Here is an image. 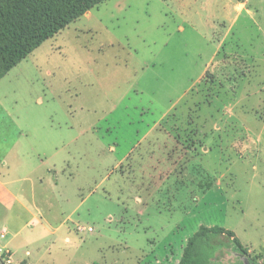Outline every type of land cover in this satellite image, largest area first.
Segmentation results:
<instances>
[{
    "label": "rangeland",
    "instance_id": "374dc122",
    "mask_svg": "<svg viewBox=\"0 0 264 264\" xmlns=\"http://www.w3.org/2000/svg\"><path fill=\"white\" fill-rule=\"evenodd\" d=\"M0 158L13 264H177L202 226L264 264V0H104L0 80Z\"/></svg>",
    "mask_w": 264,
    "mask_h": 264
},
{
    "label": "trees",
    "instance_id": "16d2710c",
    "mask_svg": "<svg viewBox=\"0 0 264 264\" xmlns=\"http://www.w3.org/2000/svg\"><path fill=\"white\" fill-rule=\"evenodd\" d=\"M103 1L0 0V80L44 41ZM221 235L233 237L220 226L200 227L188 238L177 264H211L220 247L234 248L244 255V261L257 264L237 239L219 241Z\"/></svg>",
    "mask_w": 264,
    "mask_h": 264
},
{
    "label": "crops",
    "instance_id": "0c3cea01",
    "mask_svg": "<svg viewBox=\"0 0 264 264\" xmlns=\"http://www.w3.org/2000/svg\"><path fill=\"white\" fill-rule=\"evenodd\" d=\"M3 107V106H2ZM3 111L6 113L5 114V116L7 117V118H10V120L13 122L14 121V118H13V116L10 114V112L8 111V109H5V107H3ZM14 127H16L17 129L16 130H13V138H14V142L13 143H9L7 146H6V149H5V152H6V156L8 157L10 154H11V152H13V149L12 148H14V151H15V147H16V145H17V143L19 142V140H20V137H24V136H27V137H29V135L28 134H23V132L22 131H20V128H18L16 125H14ZM4 141H6L7 140V138H4L3 139ZM12 145V146H11ZM16 152H19V151H15V153ZM5 154V153H4ZM5 157V156H4ZM1 159V158H0ZM8 159H9V157H8ZM0 165L2 166V167H0V178L1 177H4L5 176V173L6 172H4L5 170H9V167H10V163H9V160L7 161V159H6V162L4 163V164H2L1 162H0ZM7 166V167H6ZM4 167H6V168H8V169H4ZM39 170V167H38V165H35L32 169H31V171H30V174L29 175H32L33 173H36L37 171ZM3 180H4V178H2ZM7 183H9V182H7V181H2V180H0V205L1 206H3V208H5L7 211L11 208V204H13L15 201H20L21 200V195H15V194H13L12 192H10V190L8 189V188H6L5 186L7 185ZM13 199V201H11L10 202V200H12ZM37 223H39V221L37 220ZM4 230V234H3V236L1 237L0 236V238L1 239H4V238H6L7 236H8V234H9V229L7 228V227H3L1 230H0V232L1 231H3ZM14 236H15V234H14ZM13 237V236H12ZM67 240H69V238L67 237ZM0 255L2 254V252H7L8 253V257H9V259H8V264H13L14 263V259H13V256H14V253H15V251L10 247V245H8V244H6V245H3L2 244V242H1V240H0ZM26 255L27 256H31V251L30 250H27L26 251ZM18 264H31L30 262H28L26 259H22V260H20V261H18L17 262Z\"/></svg>",
    "mask_w": 264,
    "mask_h": 264
},
{
    "label": "water",
    "instance_id": "95a60500",
    "mask_svg": "<svg viewBox=\"0 0 264 264\" xmlns=\"http://www.w3.org/2000/svg\"><path fill=\"white\" fill-rule=\"evenodd\" d=\"M0 264H5V262L3 261L1 257H0ZM246 264H250L248 260H246Z\"/></svg>",
    "mask_w": 264,
    "mask_h": 264
}]
</instances>
